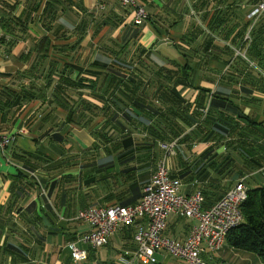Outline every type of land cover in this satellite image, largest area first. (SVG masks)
<instances>
[{
	"label": "crops",
	"instance_id": "crops-1",
	"mask_svg": "<svg viewBox=\"0 0 264 264\" xmlns=\"http://www.w3.org/2000/svg\"><path fill=\"white\" fill-rule=\"evenodd\" d=\"M46 1L40 0L35 22L30 24L33 32L17 37L6 34L2 43L1 20L6 19L9 3L14 1L0 0V134L14 137L0 155V264H138L124 257L135 248L132 229L120 226L105 247L92 250L78 243L90 226L78 220L77 215L86 208L137 204L161 159L167 161L169 175L179 179L181 195L203 193L205 209L243 179L247 189L264 184V138H261L264 94H254L251 98L241 90L236 93L238 85L224 76L225 67L220 61L208 59L206 64H201L204 56L200 53L194 62L202 66H195L198 75L195 74L191 87L179 84L176 89L184 105L191 106L190 111L200 100L198 87L220 95L221 100L213 104L207 115L208 103L204 101L206 107L201 118L206 116L205 122L191 130L190 140L179 141L176 153L173 148L172 154L160 144L158 149L151 148V152L135 146L150 143L146 134L150 137L148 126L155 109L153 94L158 88L155 82L142 84L139 95L133 98L116 92L122 100V103L116 101L120 111L113 107L111 110L120 123L111 134L114 132L113 137L118 139L123 130L133 139L132 143L117 147L112 144L94 147L88 131L64 123V110L48 108L50 113L36 112L40 103L25 102L20 96L21 73L29 64L22 63L18 57L32 51L43 36L45 29L40 24L51 19L67 26L88 23L78 51V64L106 65L108 57L122 58L123 55L112 54L119 51L120 45L127 44L128 61L141 56L152 71L162 67L173 69L172 61L184 63L181 51L176 49L183 40H192V46L198 47L209 38L203 25L214 12L212 0H136L148 18L141 27L133 25V9L122 8L116 0H59L61 12L56 13L52 7H45ZM17 2L11 13L15 16L27 10L31 2L38 1ZM44 7L46 11L42 14ZM219 8L226 10L224 6ZM233 8L235 15L244 21L253 9L246 0H238ZM260 24L262 27L258 29ZM94 26L102 27L93 34ZM255 34L264 48V17L257 23ZM12 39L16 40L15 46L9 50ZM75 78L74 73L72 79ZM239 84L243 91L249 88L248 83ZM97 97L104 102L102 97ZM96 100L93 99L101 107L102 103ZM19 103L26 106L20 112ZM249 122L253 124L251 129ZM248 143L253 144L255 154L247 153ZM24 153L36 157L29 160L24 158ZM18 173L25 178H18ZM195 224V220L171 214L162 236L184 242ZM72 243L87 251L86 258L79 263L70 258L68 247ZM236 253L238 250L225 240L218 250L203 252L201 258L205 264H232ZM255 257L250 256L249 264H260ZM155 258L156 264H186L163 250Z\"/></svg>",
	"mask_w": 264,
	"mask_h": 264
},
{
	"label": "trees",
	"instance_id": "trees-1",
	"mask_svg": "<svg viewBox=\"0 0 264 264\" xmlns=\"http://www.w3.org/2000/svg\"><path fill=\"white\" fill-rule=\"evenodd\" d=\"M13 1L9 3L8 16L1 20V32L4 33L1 39L2 43L5 42L6 34L17 37V34L25 36L33 32L30 24L35 22V15H37L40 6V0H35L38 2H31L27 10L15 16L11 13L18 2L17 0ZM212 1L215 3L214 12L207 20L208 22L203 25L209 33V38L198 47L192 46V40H183L176 49L181 51L184 63L181 65L172 61L173 69L162 67L152 71L141 56L128 61L125 59L129 48L127 44L120 45L119 51H114L112 54L116 57L123 55V57L120 59L119 57L117 59L108 57L106 65L99 62L78 64V51L88 23L84 26L81 23L75 25L71 23L67 26L51 19V22L40 24V27L45 29L43 36L33 45L32 51L18 57L22 63L29 64L27 69L21 73L23 81L20 88L21 99L23 98L28 103L38 101L40 107L36 112L43 114L50 113L48 108L64 110L66 112L64 123L88 131L94 139V147L100 148L111 144L117 147L128 145L133 142V139L130 133L123 130H121L120 134L122 135L118 139L113 137L120 121L116 119L111 108L113 107L119 112L120 109L116 108L117 99L119 103H122L116 92H120L123 97L133 98L139 95L138 90L142 84L155 82L158 88L153 94L155 109L152 113V121L148 126L151 131L148 132L150 137L146 134L150 143L146 145L136 143L135 146H142L143 148L140 147V149L151 152V148L154 146L159 148L158 144L169 146L175 143L174 152L176 153L179 141L190 140L191 130L200 127L205 122L206 116L203 120L201 118L203 111L206 109L207 115L213 104L221 100L220 95L210 94V90L198 87L200 100L194 105L195 109L190 111L191 106L184 105V100L176 87L179 84L191 87L190 84L195 74L198 75V72H195V66L201 67V64H206L208 59L220 61L225 67L224 76H229L228 78L238 85L236 93L241 90L251 98H254V94H264V48L261 39L255 34L256 25L258 22L261 23V19L253 25L250 33L251 42L245 46L243 38L250 26V21H244L235 15L233 6L238 3V0ZM257 1L251 0L252 8L255 7ZM247 3L249 2L247 1ZM59 5H62L59 0L45 2V7H52L54 12H61V9L58 8ZM209 6L208 4L207 7ZM219 6L226 7L225 12L220 10ZM45 7L42 14L46 11ZM101 27L94 26L93 34L99 32ZM261 27L260 24L258 29ZM15 41L13 39L9 41V50L15 46ZM56 42H64V44L57 45ZM238 50H242L247 61L241 56H235V51ZM198 53L204 58L200 62L201 64L196 65L194 59ZM33 54L34 56H32ZM248 61L253 64L254 68L250 67ZM59 67L60 72H58ZM74 73L76 78L72 79ZM222 78L223 76L220 79L222 80ZM99 82H101V86H98ZM243 82L249 84V88L244 91L242 85L239 84ZM133 83L136 85L133 86ZM129 85L132 87L128 88ZM97 95L102 97L104 102ZM93 99H98L96 101L102 103L101 107ZM204 101L208 103L206 104L207 108H205L206 105H203ZM22 104H18L19 112L26 107ZM232 106L237 108V105L233 104ZM252 125V122H249V129ZM111 130L114 131L112 134ZM145 139L146 137L141 140ZM248 145L250 147L248 146L247 153L255 154L253 144L248 143ZM262 153L264 154V150ZM23 155L29 160L36 157L34 154L24 153ZM17 177L25 178L20 173ZM170 178L177 179L171 175ZM201 194L203 196L202 192ZM245 194V199L240 206L242 222L228 232L226 242L234 250L256 254L260 264H264V184L249 189L245 186Z\"/></svg>",
	"mask_w": 264,
	"mask_h": 264
},
{
	"label": "built area",
	"instance_id": "built-area-1",
	"mask_svg": "<svg viewBox=\"0 0 264 264\" xmlns=\"http://www.w3.org/2000/svg\"><path fill=\"white\" fill-rule=\"evenodd\" d=\"M116 1L126 10L133 9L135 27H141L147 21L145 11L137 6L136 0ZM262 17L264 0H258L247 16L250 26L243 38L245 46L251 42L250 33L253 25ZM241 51H235V56H241L246 60ZM249 65L254 68L251 62ZM13 138L7 134H0V155L11 144ZM175 145L172 143L163 147L168 154H172ZM180 187L179 180L170 178L167 161L163 159L157 165L150 182L144 187L137 204L133 206L116 204L79 211L77 219L88 224L90 230L78 243L98 250L108 244L110 236L121 226L133 230L135 248L131 253L124 254V257H130V263L156 264L155 254L163 250L186 264H205L201 254L218 250L226 240L228 232L242 222L240 206L246 195L244 179L207 209L203 208L204 200L200 191L186 197L179 193ZM171 214H178L196 222L184 242L162 236ZM68 249L74 263L81 262L87 256V251L76 243L70 244Z\"/></svg>",
	"mask_w": 264,
	"mask_h": 264
},
{
	"label": "rangeland",
	"instance_id": "rangeland-1",
	"mask_svg": "<svg viewBox=\"0 0 264 264\" xmlns=\"http://www.w3.org/2000/svg\"><path fill=\"white\" fill-rule=\"evenodd\" d=\"M246 1H248L249 3L247 4L251 6V0H246ZM253 254L254 253L238 251V253H236V255L232 257L231 263L232 264H249L251 262L250 256ZM254 256H256L255 258L259 260L256 254H254Z\"/></svg>",
	"mask_w": 264,
	"mask_h": 264
}]
</instances>
